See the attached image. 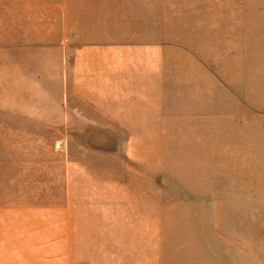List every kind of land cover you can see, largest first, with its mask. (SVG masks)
Here are the masks:
<instances>
[{
    "label": "rangeland",
    "instance_id": "374dc122",
    "mask_svg": "<svg viewBox=\"0 0 264 264\" xmlns=\"http://www.w3.org/2000/svg\"><path fill=\"white\" fill-rule=\"evenodd\" d=\"M0 140V264H264V0H0Z\"/></svg>",
    "mask_w": 264,
    "mask_h": 264
},
{
    "label": "crops",
    "instance_id": "0c3cea01",
    "mask_svg": "<svg viewBox=\"0 0 264 264\" xmlns=\"http://www.w3.org/2000/svg\"><path fill=\"white\" fill-rule=\"evenodd\" d=\"M113 46H115V45H113ZM119 57H120L119 55L118 56H114V59L119 61ZM146 74L147 73L145 72V75ZM109 75H110V77H108V79L106 80L104 72L102 73V77L99 80L100 81L99 83L102 86V88H106V86H107V89H110L108 80L111 79L112 80L111 84L113 86L111 90H112V94L113 95L121 96L122 95V90L121 89L124 90L123 91L124 94L134 95L133 92L130 90L131 89L130 86L128 87V89H126L128 85L124 84V83L123 84L121 83V79L118 77L119 73L117 71L112 70ZM117 79H120V83H119V81ZM138 81L139 82L137 84L141 85L143 89L137 95L145 96L146 95L145 93L148 92L147 95L152 96L153 94H152V91H151V86L153 85V79H147L146 77L145 78L139 77ZM128 84L131 85L132 83H128ZM115 87H117L118 90H116ZM147 88H148L149 91L147 90ZM101 94L104 96L105 95V91H102ZM144 100H146L148 102H152L153 101L152 98L151 99L149 98V100L147 98H145ZM144 100L140 99V101H144ZM65 101H66V103L68 102V93H65ZM102 101H104V97H102ZM63 110H64V107H63ZM146 110H147V108L145 107V111ZM1 111H13V112L16 111V112H18L19 109L10 108L8 105L2 104ZM22 111H24V113L26 115H29V116H33V117H40L41 116V114H39L37 112V110L34 109V108H32V109H30V108L21 109L20 108V112H22ZM113 113H114L113 116L115 117V112H113ZM147 113H149V116L152 115V112H145L146 116H147ZM63 122H64V120H63ZM55 124L56 125H61L60 123H55ZM1 141H3V140H0V142ZM241 239H243V235L242 234H241ZM248 255H249V250H248L247 243H246V246H245L241 242L240 246L239 245L232 246L230 249H227L224 252H222V254H220V256H219V259H217L218 258V255H217L216 260L214 262H209L208 264H249Z\"/></svg>",
    "mask_w": 264,
    "mask_h": 264
}]
</instances>
